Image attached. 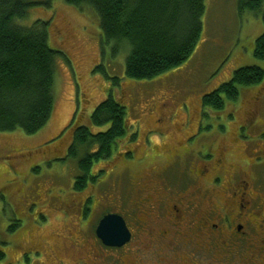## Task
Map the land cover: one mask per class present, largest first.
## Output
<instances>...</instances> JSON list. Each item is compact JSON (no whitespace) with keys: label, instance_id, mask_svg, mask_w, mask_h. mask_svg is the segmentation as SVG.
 Returning <instances> with one entry per match:
<instances>
[{"label":"rangeland","instance_id":"obj_1","mask_svg":"<svg viewBox=\"0 0 264 264\" xmlns=\"http://www.w3.org/2000/svg\"><path fill=\"white\" fill-rule=\"evenodd\" d=\"M236 3L205 0L203 31L191 56L151 79L125 76L128 48L113 53L112 42L102 44L94 10H80L65 0L29 9L23 24L45 21L50 46L65 56L54 61L55 103L47 124L33 134L0 132V264L188 263L170 251L143 248L136 237L124 248L105 246L95 229L108 211L129 215L125 210L135 193L128 184L138 176L151 187L164 175L157 173L170 168L173 174L174 154L189 134L187 144L200 155H231L229 169L251 164L264 153V78L241 86L238 97L225 100L219 110L201 103L237 68L264 70V60L252 54L263 32L261 16L239 15ZM110 91L126 107L128 131L109 158L91 157L95 180L86 178L75 190L83 153L77 145V156L69 154L73 134L83 125L93 133L105 128L93 126L90 116ZM137 244L143 251L131 249Z\"/></svg>","mask_w":264,"mask_h":264},{"label":"trees","instance_id":"obj_2","mask_svg":"<svg viewBox=\"0 0 264 264\" xmlns=\"http://www.w3.org/2000/svg\"><path fill=\"white\" fill-rule=\"evenodd\" d=\"M51 1L0 0V132L21 130L33 134L43 128L52 115L54 61L59 55H65L50 46L45 21L23 24L32 6L49 5ZM65 1L80 10L96 12L101 42L103 45L112 42L113 53L128 48L124 73L132 79H151L180 66L193 53L203 31L205 0ZM236 4L239 15L245 11L260 14L263 32L256 38L252 54L264 60L263 0H237ZM263 78L264 70L259 66L239 67L228 82L203 95L202 107L219 110L225 100L238 97L241 86L259 83ZM121 102L110 91L92 111L90 121L93 126L105 127L101 131L90 132L86 125L76 128L79 130L76 135L74 132L68 149L75 157L77 145L82 147L83 155L77 161L80 175L75 177L73 185L75 190L82 189L86 178L95 180L89 168L91 157L109 158L112 147L128 131L126 107ZM92 145L96 150L91 153ZM100 174L102 170L98 176Z\"/></svg>","mask_w":264,"mask_h":264},{"label":"flooded vegetation","instance_id":"obj_3","mask_svg":"<svg viewBox=\"0 0 264 264\" xmlns=\"http://www.w3.org/2000/svg\"><path fill=\"white\" fill-rule=\"evenodd\" d=\"M190 135L174 154L172 175L157 173L164 175L151 187L143 176L128 184L135 197L121 215L130 239L119 248L136 237L187 264H264V153L229 169L231 155H200L187 144ZM138 244L131 249L143 251Z\"/></svg>","mask_w":264,"mask_h":264},{"label":"water","instance_id":"obj_4","mask_svg":"<svg viewBox=\"0 0 264 264\" xmlns=\"http://www.w3.org/2000/svg\"><path fill=\"white\" fill-rule=\"evenodd\" d=\"M96 236L105 246L121 247L130 239L124 218L117 213H106L99 220Z\"/></svg>","mask_w":264,"mask_h":264}]
</instances>
